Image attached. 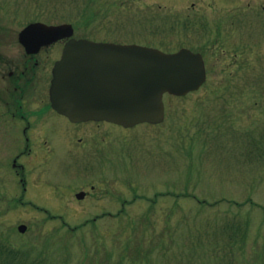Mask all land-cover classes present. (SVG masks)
Instances as JSON below:
<instances>
[{
  "label": "rangeland",
  "instance_id": "374dc122",
  "mask_svg": "<svg viewBox=\"0 0 264 264\" xmlns=\"http://www.w3.org/2000/svg\"><path fill=\"white\" fill-rule=\"evenodd\" d=\"M0 1L7 7H38L33 1L39 0ZM42 1L52 7L62 0ZM67 4L61 5L65 11L76 7L74 1ZM90 7L97 17L88 26L77 25L79 36L163 50L201 44L208 79L186 97L167 101L166 94L167 117L160 124L124 129L110 123L106 171L86 177L89 187L95 184L94 194L106 196V207L76 199V206L55 204L43 187L29 193L43 206L8 205L22 188L9 163L18 150L1 141L0 191L8 198L0 197V243L25 248L40 264H264V155L252 150L264 138V89L255 87L264 86V0H92ZM15 10L20 15L15 26L21 27L20 19L31 11ZM236 12L248 25V45L241 31L207 48L195 28L188 36L187 17L203 15L211 28L223 22V32L236 27L231 25ZM7 23L12 22H1L12 28ZM31 118L33 145L38 139L47 154V122ZM5 120L0 115V123ZM110 213L123 221L106 220ZM22 223L25 232L18 230Z\"/></svg>",
  "mask_w": 264,
  "mask_h": 264
},
{
  "label": "flooded vegetation",
  "instance_id": "af4514ba",
  "mask_svg": "<svg viewBox=\"0 0 264 264\" xmlns=\"http://www.w3.org/2000/svg\"><path fill=\"white\" fill-rule=\"evenodd\" d=\"M0 35L4 37L0 41L3 42L0 43V115L6 118L5 123H0V135L18 150L12 165L31 190L43 187L50 195L61 196L55 203L73 204L76 197L73 198L72 188L63 174L103 172L109 140L103 133L99 134L101 124L73 122L52 107L49 85L53 67L68 39L53 41L36 52H29L13 32L1 30ZM34 47L33 43L31 49ZM34 104L40 108L34 110ZM31 115H35V120L44 118L47 122L44 136L51 142L47 154L38 139H34L33 145L36 127ZM89 196L90 193L84 200ZM15 203L36 204L22 198Z\"/></svg>",
  "mask_w": 264,
  "mask_h": 264
},
{
  "label": "water",
  "instance_id": "95a60500",
  "mask_svg": "<svg viewBox=\"0 0 264 264\" xmlns=\"http://www.w3.org/2000/svg\"><path fill=\"white\" fill-rule=\"evenodd\" d=\"M39 25L44 26L37 23L26 30ZM68 27L52 28L59 32ZM205 78L202 56L188 49L165 53L137 44L80 39L65 48L52 89L69 95L54 98V105L73 119H107L130 126L162 121L163 93L185 94Z\"/></svg>",
  "mask_w": 264,
  "mask_h": 264
},
{
  "label": "trees",
  "instance_id": "16d2710c",
  "mask_svg": "<svg viewBox=\"0 0 264 264\" xmlns=\"http://www.w3.org/2000/svg\"><path fill=\"white\" fill-rule=\"evenodd\" d=\"M90 1L92 0H84V4H82L80 0H76L75 2V4L77 5L76 7L79 9L80 12L81 23H83V21L89 22L93 18V16H91L90 14L91 11L88 10ZM28 257V252H21L18 249H14L12 247L9 248L5 244L0 243V260L3 261L5 264H23V262L24 264H27L28 261H32L29 260ZM28 264H36V262L33 261L29 262Z\"/></svg>",
  "mask_w": 264,
  "mask_h": 264
}]
</instances>
